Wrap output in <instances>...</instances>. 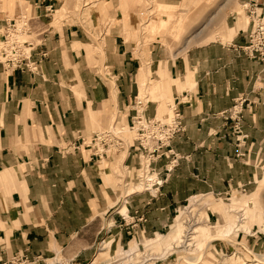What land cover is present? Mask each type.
Instances as JSON below:
<instances>
[{"label": "crops", "instance_id": "obj_1", "mask_svg": "<svg viewBox=\"0 0 264 264\" xmlns=\"http://www.w3.org/2000/svg\"><path fill=\"white\" fill-rule=\"evenodd\" d=\"M53 1L0 0V40L8 24L18 18L30 19L29 27L35 30L32 71L7 69L0 63V256L6 259L19 251L48 256L60 248L67 255L78 252L86 262L94 245V227L97 235L102 233L105 221L108 229L127 234L124 225L131 219L136 229L157 237L167 227L175 204L198 193H224L229 185L251 182L252 178L234 179L229 174L230 156L237 157L245 172L253 169L254 156L262 155L260 164L264 161V63L236 49L249 43L251 21L229 17L218 35L208 29L186 39L173 53L160 41H154L149 52H139L131 23L111 27L105 37V67L115 79L112 101L129 110L127 125L136 110L154 118L162 106H176L186 125V132L175 140L181 157L177 165L166 158L153 164L158 173L154 179L163 184L145 183L142 192H127L138 183L125 178L126 197L117 200L106 165L83 146L70 153L62 150L69 141L75 145L90 137L104 120L101 104L110 97L98 86L99 77L91 75L99 57L93 53L86 25L64 23L57 28L56 19L50 24ZM168 1L180 6L183 0ZM259 3L264 13V0ZM150 72L158 80H151ZM140 88L147 93L143 99ZM166 93L171 103L148 98ZM187 95L190 99L184 101ZM235 105L242 110L237 117L231 114ZM117 118L114 122L121 121ZM231 119H238L241 132L234 131ZM133 152L126 149L116 160V168L123 166L127 177V163L139 160ZM120 209L128 211L129 219ZM208 215L211 222L223 219L213 210ZM217 242L225 247V241ZM112 243L113 239L105 240L101 246L111 251ZM215 245L216 241L206 253L213 251L224 259L225 253ZM120 250L124 249L119 246L115 252Z\"/></svg>", "mask_w": 264, "mask_h": 264}, {"label": "rangeland", "instance_id": "obj_2", "mask_svg": "<svg viewBox=\"0 0 264 264\" xmlns=\"http://www.w3.org/2000/svg\"><path fill=\"white\" fill-rule=\"evenodd\" d=\"M20 1L22 3L24 2V0ZM66 1L67 0H54L52 2V4L54 5V11L52 13L51 11H49L50 15L47 17V20L50 24L54 25V21L57 18L59 12L58 9L60 7H63ZM131 1L135 2L137 0H120L119 3L117 2V0H86V2L85 0H69V3L66 4L67 6L65 5L66 8L63 16L58 19L59 23L56 24L57 28L62 26L64 23H78L86 25V30L89 32V36H91L92 39L91 43L93 53L97 57H99L98 61H94L93 63L95 69L90 70L91 75L95 79L99 77V83L101 85H98V83L97 85L99 87H103V89H107V93L109 94L110 98L107 102L103 101L101 104L102 106L100 109L103 111L102 119L104 120L96 126L94 131H101L111 127L112 122L115 119H118L117 117L121 119L119 123L120 127L127 125L126 119L129 114L128 109L123 110L119 107L118 102L116 103L115 101H112L113 98L111 96V85L112 82L115 81V79H113V75H108L110 70L105 67L107 62L105 53L107 50V42L105 41V37L107 36V34L109 35L111 33L112 26L121 25V23H125V25L131 23L134 28L133 43L134 46L137 47L139 52H149L153 42L160 41L162 43V46L166 47L173 53L176 47H180L184 44L186 39L198 35L201 32H206L208 29L214 30V34L218 35L224 28L225 20L227 21L229 17L234 16L245 22L248 21V23L249 21H251L250 17H248V10L244 7L245 3L239 0H183L179 2L180 6L170 4L172 1L168 0H138L134 4V6L130 7ZM227 1L229 2L227 3ZM24 7L25 6L23 5L22 10L25 9ZM111 15L116 16H114V19L111 20ZM244 16H246V18ZM153 18H155L156 20L154 22L155 24L153 26H150V22ZM27 20L28 19L23 18L17 19L19 25L18 27L21 28L17 31H11V34H13V39H17L21 42L28 41L30 43H32L33 39H35V30L33 29L32 25L31 27H29V25L25 26V21ZM5 33H7V30L5 31ZM148 33L152 35L149 36ZM226 41L227 40H225V42ZM1 44L2 41L0 40V50ZM32 45L34 46L33 43ZM26 51H28V49ZM6 68L8 69V67ZM24 69L27 68H23V70ZM155 77L156 75L151 73L150 78L153 80H158ZM96 81L97 80H95V82L93 83V85L95 84V86ZM142 91L140 88L139 92L141 93V99L145 98V92L143 93V95ZM149 95L148 98L152 100L161 101L166 99V101L169 103H171L172 101V98H167V93L165 96L163 95L159 97V99H156L154 97L152 98ZM118 109H120L125 115H123V113H120ZM168 110L172 111L169 118H163L167 121L171 120L174 115V109L172 107H168L167 112ZM110 115H112L110 120L108 122L105 121V118ZM160 115L161 114L159 113L157 117H161ZM231 120L235 121L234 131L239 132L238 128L236 127V122L238 119ZM117 122H119V120H117ZM125 138L124 140L126 141L127 145L124 149L112 150L103 159L95 157L98 161H101L102 165H106L108 167V171L111 172L109 182L110 186L115 191L114 193L117 196V200L125 199L124 181H122L123 179L126 178L127 182L132 183L133 185L142 182L143 184L147 183L150 184L149 186H153V183L157 181V179H154V177L158 174L156 170L154 171V173L151 171V173H145L144 168L141 170L142 173L140 174L141 163H144L143 166L146 167L149 164V161L145 162V159L141 160L139 158V153H137L134 145L130 148L134 150V156L137 155L138 157H136L139 160L131 165L129 162L127 163L129 166L127 167L129 168V176L127 177V175L125 174L127 173V171H124L123 166H121L120 168H116V160L120 157L123 151H125L126 149H128L129 151V144H133V133L128 132ZM127 139L129 141H127ZM70 142L71 141H69V143H67L62 148L65 153H70L72 151L78 150L75 149L73 144H70ZM83 148L87 149L85 146H83ZM91 156L94 157L93 155ZM178 157L179 159H181L180 156ZM236 158L237 157L235 156H230V177L234 179L252 178L251 182L248 185L241 186L233 185L231 187L229 185L227 188H225L224 193H217L213 191V194L211 195L217 200V202H232V198L234 196H237L238 199H249V195H251V197L253 196L256 198V203H258L256 204V206L254 204H251L253 208L252 214H257L260 216V218H257V216L253 218V223L250 230L242 229L240 227L239 229H234L231 238L233 239V241H235L234 243L236 244L230 241L226 242V240L225 247H222L217 245L218 240H216L215 246L219 249L220 252H222V254L225 253L224 259H218L215 253H212L213 251H208V253H206L209 247H207L204 252L194 251V248L186 246L178 247L175 250H173L172 248L171 250H173V252H170V250H167L168 248H170V246H167L166 248H163L159 251L154 248L152 249L151 246L146 244L147 239H155L168 234L171 228V224L180 214V210H184V208L193 204L191 202V198H189L181 202L180 204L174 205L175 207L173 209L172 215L170 216L167 227L164 231L157 233L161 234L157 237H155L156 235L148 236L145 229H136L135 225L131 224V219L128 225L126 223L124 225L125 228H127V234L122 230H114L113 228L108 229V221L104 220L105 215L102 214L103 222L105 221V230L97 235V229L96 227H94L93 234L91 235L94 245L92 248H90L91 256L86 262L80 260V257L77 255L78 252L76 251H72L69 253V255H67L65 251H61L60 248H56L57 251L51 250V255L48 256L42 254L32 256L24 251H19L13 255H10L6 259L0 256V264H10L11 261L15 259H20L21 262L19 263H24V261L33 262L34 260L39 259V264H112L111 261H114V263L117 264L120 261H117L118 256L116 255L118 252L115 251L117 248H119V246H121L128 254L143 251L145 255H143L141 261L136 264H191L190 259L192 260V257L199 256L200 257L198 261L192 262V264H248V262H252V260L255 259L254 257L256 255L264 254V220L261 218V211L264 212V185L260 186V184L258 183V180L264 177V161L260 164L262 155L258 156V159L257 156H254L252 162L253 169L250 168L245 172L242 164H240L238 161H235ZM171 165L175 166L177 165V163H173ZM123 173L126 177L122 176ZM182 186V188L187 190L188 187H185V185ZM197 195L201 196L204 194L198 193ZM120 210L121 215L123 213V215H125V217L128 216L129 219L128 211L127 214H125L122 209ZM211 211L212 209L207 210L208 213H211ZM217 213H219L221 217H223V219L218 222L225 221L224 214L221 212ZM111 217H113V215H111ZM111 222H113V220H111ZM124 222H126V220ZM241 222L242 221L239 222L240 225ZM110 239H113L112 250L110 251V249H108L106 251H103L102 249H100L102 248V242ZM50 248H53V245H50ZM100 252H102L101 256L97 259L96 262H94Z\"/></svg>", "mask_w": 264, "mask_h": 264}, {"label": "built area", "instance_id": "obj_3", "mask_svg": "<svg viewBox=\"0 0 264 264\" xmlns=\"http://www.w3.org/2000/svg\"><path fill=\"white\" fill-rule=\"evenodd\" d=\"M259 0H251L244 4L248 10L251 19L252 28L249 34V43L245 46L236 48L250 59L260 60L264 63V13L259 9ZM30 19L25 21V26L29 25ZM17 20L8 24L7 33L4 34L2 48L0 50V63L8 67V69H23L33 70L32 65L35 62L31 61L33 45L28 41L21 42L13 39L11 31H17ZM28 49V51H26ZM35 68V67H34ZM190 98L187 95L184 101ZM175 111L173 119L167 121L160 117L147 118L142 110H136V114L132 117L130 125L119 126L120 122L112 123L111 127L94 131L88 139H81V142L73 145L75 149L85 146L91 155L103 159L112 150L124 149L126 141L124 140L128 132L133 133V144H129V148L134 145L139 158L149 161L151 172L154 173L153 164L161 158H166L171 161V164L177 163L179 154L175 150V140L181 137L186 132L183 113L176 106L172 107ZM242 110H238V105H235L232 115H240ZM239 132L242 128L239 123H236ZM126 139V138H125ZM127 141H129L127 139ZM143 162V161H142ZM141 163V169L144 167ZM163 181L158 180L153 183V186H160ZM39 259L32 261L21 262L20 259L11 261L10 264H39Z\"/></svg>", "mask_w": 264, "mask_h": 264}, {"label": "bare ground", "instance_id": "obj_4", "mask_svg": "<svg viewBox=\"0 0 264 264\" xmlns=\"http://www.w3.org/2000/svg\"><path fill=\"white\" fill-rule=\"evenodd\" d=\"M137 1H135V2L131 1L130 7L134 6V4ZM85 2H86V0H85ZM65 8L66 7L64 6L62 9L59 10L57 18H56L57 20L60 19L61 16H63V14L65 12ZM114 16H116V15H114ZM114 16L111 15L110 19L111 20L114 19ZM155 21H156L155 18H153L152 21L150 22V26H153L155 24L154 23ZM148 34H149V36L152 35L150 33H148ZM1 48H2V46H1ZM111 82H112V80H111ZM145 82L146 81H144V85H145ZM143 86H142V88H143ZM166 89H167V87H166ZM145 91L143 90L142 94ZM111 95H113V94H111ZM168 97H170V96H168ZM140 110H142V109H140ZM170 110H172V109H170ZM171 112L172 111H169V110L167 112V106H162L161 111H160V114H161L160 118H169ZM174 115H175V111H174ZM174 115H173V117H174ZM173 117L171 119H173ZM143 168H144L145 173H151L150 172L151 169H150L149 164L146 167L144 166ZM258 183L260 184V186H263L264 185V177L259 179ZM143 187H144V184L142 182H139L133 188L127 190V192L133 191V190L142 192ZM130 194H131V192H130ZM249 197H250L249 199H238L237 196H234L232 198V202H223V201L217 202V200L211 194H209V195L204 194L201 196L195 195V196L191 197V202L193 204L190 206H187L186 208H184V210L183 209L180 210V214L176 217L174 222L171 224V228H170V231L168 232V234L165 236H160V237L155 238V239H148V240H146V242H147L146 244L151 246L152 249L154 248V249L159 250V251L162 250L163 248H166L167 246H170V248H168L167 250H170V252H173V250H175L178 247L186 246V247L194 248V251H203L204 252L207 249V247H209L211 245V243L215 242L216 240H220L222 242L227 240L226 242L230 241V242L234 243L235 241H233V239L231 238L234 229H239V227H240L242 229L250 230L251 225L253 223V221H252L253 218L256 216H257V218L258 217L260 218L259 215L252 214L253 208H252L251 204H254L255 206H256V204H258V203H256V201H257L256 198L253 196L251 197V195H249ZM208 209H212L214 212L223 213L225 221L217 222V223L211 222L209 220V215L207 212ZM261 212H262L261 218L264 220V212L263 211H261ZM240 221H242L241 225L239 223ZM234 244H236V243H234ZM172 248H173V250H171ZM102 250L106 251V250H108V248L105 246L102 248ZM101 254H102V252H100L98 254V256L94 262L97 261V259L101 256ZM153 254H155V253H153ZM143 255H145L143 253V251H138V252H134L133 254H128L125 250H120L116 255V256H118L117 261L118 260L120 261V262L118 261L119 263H117V264H130V263L136 264L139 261H141ZM146 256H147V253H146ZM199 257H192V260L190 259L191 264H192V262H195V261L197 262ZM254 258L255 259L252 260V262H248V264H264V254L256 255ZM111 263L115 264L114 261H111ZM243 264H245V263H243Z\"/></svg>", "mask_w": 264, "mask_h": 264}]
</instances>
